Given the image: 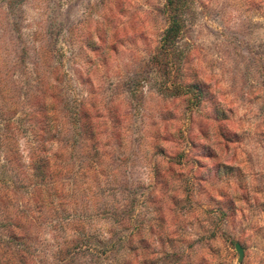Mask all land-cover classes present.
Instances as JSON below:
<instances>
[{
	"label": "rangeland",
	"instance_id": "1",
	"mask_svg": "<svg viewBox=\"0 0 264 264\" xmlns=\"http://www.w3.org/2000/svg\"><path fill=\"white\" fill-rule=\"evenodd\" d=\"M185 1L0 0V264H264V0Z\"/></svg>",
	"mask_w": 264,
	"mask_h": 264
},
{
	"label": "trees",
	"instance_id": "2",
	"mask_svg": "<svg viewBox=\"0 0 264 264\" xmlns=\"http://www.w3.org/2000/svg\"><path fill=\"white\" fill-rule=\"evenodd\" d=\"M185 2V0H166L165 12L169 19V27L167 28L163 36L161 51L166 53L167 57L169 55L168 52L170 51L171 47L175 46V41L182 32V15L185 7ZM189 91V89L185 90V92Z\"/></svg>",
	"mask_w": 264,
	"mask_h": 264
},
{
	"label": "water",
	"instance_id": "3",
	"mask_svg": "<svg viewBox=\"0 0 264 264\" xmlns=\"http://www.w3.org/2000/svg\"><path fill=\"white\" fill-rule=\"evenodd\" d=\"M236 251L239 254V261L242 262L245 257L244 248L240 244H236Z\"/></svg>",
	"mask_w": 264,
	"mask_h": 264
}]
</instances>
